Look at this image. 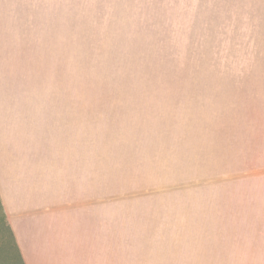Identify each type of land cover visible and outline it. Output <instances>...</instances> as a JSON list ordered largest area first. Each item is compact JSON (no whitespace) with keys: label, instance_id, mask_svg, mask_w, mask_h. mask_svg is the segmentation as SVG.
<instances>
[{"label":"rangeland","instance_id":"1","mask_svg":"<svg viewBox=\"0 0 264 264\" xmlns=\"http://www.w3.org/2000/svg\"><path fill=\"white\" fill-rule=\"evenodd\" d=\"M214 3L255 22L110 13L78 27L64 188L100 200L109 224L117 208L123 264H264V6L242 7L264 2ZM62 157L53 175L66 177ZM9 233L0 222V264H22Z\"/></svg>","mask_w":264,"mask_h":264},{"label":"crops","instance_id":"2","mask_svg":"<svg viewBox=\"0 0 264 264\" xmlns=\"http://www.w3.org/2000/svg\"><path fill=\"white\" fill-rule=\"evenodd\" d=\"M82 1L0 0V222L24 264H123L117 208L109 224L100 200L64 188L75 182V57L78 27L91 23L85 19L255 22L230 20L235 4L214 3L237 0H115L109 7ZM53 153L63 154L68 176L53 175Z\"/></svg>","mask_w":264,"mask_h":264},{"label":"trees","instance_id":"3","mask_svg":"<svg viewBox=\"0 0 264 264\" xmlns=\"http://www.w3.org/2000/svg\"><path fill=\"white\" fill-rule=\"evenodd\" d=\"M21 259V258H20ZM21 261H22V264H24V262H23V260L21 259Z\"/></svg>","mask_w":264,"mask_h":264}]
</instances>
